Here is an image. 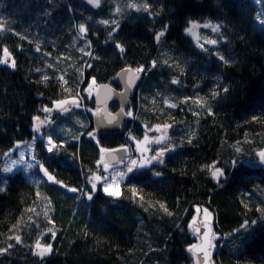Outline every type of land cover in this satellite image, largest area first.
<instances>
[{
  "label": "trees",
  "instance_id": "trees-1",
  "mask_svg": "<svg viewBox=\"0 0 264 264\" xmlns=\"http://www.w3.org/2000/svg\"><path fill=\"white\" fill-rule=\"evenodd\" d=\"M131 2L141 10L129 8V0H100L99 7L85 0H0V54L6 46L16 65L0 63V248L8 249L0 254V264H195L187 245L196 241L188 221L197 205L212 214L218 234L213 264H264V165L256 156L264 148V31L253 26V0ZM145 2L158 15L149 17ZM189 18L221 24L218 33L193 30L201 44L205 38L218 43L197 47L183 33ZM101 19L117 24L105 26ZM81 23L87 30L83 36ZM165 23L167 32L157 44L154 32ZM116 42L125 53L115 49ZM125 65L144 66L126 108L133 114L118 134L98 133L97 144L87 135L92 127L86 107L93 104L83 93L84 77L95 75L97 84L117 88L115 74ZM225 87L227 93L220 91ZM213 91L220 94L212 97ZM78 92L84 106L55 112L40 128L58 147L49 152L38 139L36 163L26 175L3 173L6 152L31 138L32 117L52 100ZM165 123L170 127L162 147H175L161 162L129 173L118 198L101 191L91 199L82 195L91 174L102 172L103 165L96 164L100 147L129 144L127 134L141 138L153 124ZM233 157L240 161L235 168L226 163ZM213 160L226 169L218 180L202 167ZM246 219L257 224L240 230ZM37 240L52 246L44 257L31 250Z\"/></svg>",
  "mask_w": 264,
  "mask_h": 264
},
{
  "label": "snow or ice",
  "instance_id": "snow-or-ice-1",
  "mask_svg": "<svg viewBox=\"0 0 264 264\" xmlns=\"http://www.w3.org/2000/svg\"><path fill=\"white\" fill-rule=\"evenodd\" d=\"M87 4L91 5L92 7H99L100 5V0H86ZM129 8L132 9H136L137 11H140L141 8L140 6H138L135 3H132L131 0H129V4H128ZM143 10L147 13V15L149 17L154 16V15H158V13H153L152 11H150L151 5L147 2H145L142 6ZM113 11H118V9H113ZM264 15V14H262ZM258 22L264 26V19H260L259 17H257ZM98 23L103 24L105 26H109V25H116L117 22L116 20H109V19H101L98 21ZM200 27H203L205 29H211V31L213 33H218L220 31V28L222 27L221 24L219 23H213L211 20H207L206 22L203 23V25L200 24V22L196 19H191L189 18L186 21V26L183 28V33L184 34H188L192 37L193 40L196 41L197 47H199L200 49H204L205 44L207 45H216L218 43V41L216 39H208L205 38V44H201L200 40H199V36L196 32H194V29H199ZM4 28L3 24H0V29ZM79 29V34L81 36L86 34V26L85 24L81 23L78 26ZM168 29V24L165 23L163 25V27L160 30H157L154 32V36H153V40L155 43L159 44L162 37L165 36L166 32ZM10 31H14L12 29H9ZM117 28L113 27L112 31L109 32V36L111 37L112 33L116 32ZM18 35V33H16ZM94 35V33H93ZM221 39H223V37H221ZM86 47L90 48V42H88L86 44ZM115 49L119 50L121 53H125L126 52V48L125 46L121 43V42H116L115 43ZM39 49H37L38 51ZM77 51H81L83 52V49H77ZM85 56H89V58H91V52H84L83 53ZM214 55H216L218 57V59L220 61H222L224 64H228L229 60L226 59L223 55H220L219 53H214ZM96 59L98 60L99 57H96ZM0 63L3 64H7L9 67H15V60L12 57L10 51L8 50V48L5 46L3 48L2 54H0ZM157 61L156 60H152L149 62V66L154 67L156 65ZM49 67H51V65H49ZM89 70H91L92 65H88L87 66ZM144 69L143 65H139L137 67H129L128 65H125V67L123 69L120 70V72H117L116 75L120 76L122 78L125 79V89L121 90L120 95L123 96L124 92L126 91L127 88L132 87L133 83L136 81L137 77L142 73ZM42 79H46V78H42ZM59 79L63 80V77H59ZM84 79H86L87 81V87H83V93L89 94L91 95L92 91H93V85L96 83V76H91L88 77L85 75ZM172 84L177 83V79L176 77H173L171 80ZM100 89L103 90L105 92V99H107L110 95L114 94L113 90L111 88L108 87V85H101ZM224 93H227L229 91V89L227 87L223 88L222 90H220ZM220 93L219 91H213L211 93L212 97H216L218 96ZM80 96V93L78 92L76 96H68L65 99H55L51 101V105L52 107L49 108L48 106H45L43 108V112L45 113V116L43 118V120H41V118L39 116L34 115L32 117V128L33 129H37L38 124L37 121H39L40 124H47L49 123V118L48 115L53 109H59L61 113L68 111V107L66 106H72L75 105L76 107L80 106L79 103V99L78 97ZM99 97H100V91H97V102L99 104ZM184 100H187L188 97H184ZM165 103L167 104L168 101L167 99L165 100ZM197 103H199V101H197ZM171 107L175 108L176 105L172 104ZM204 107H207V114L208 115H213V110L211 107L204 105ZM90 111L93 112L94 115H97L99 113V109H90ZM132 109L129 108L127 111L124 110L123 107H121L118 112L116 114H112V113H108V119H107V123L111 124L113 122H119V117L120 115H125V116H132ZM252 120H257L256 116H252L251 117ZM170 127L169 124L165 123V124H153L152 125V129H154L157 132H160V135H155V136H149L147 134L143 135V137L141 138H135L133 137L130 133L127 134L128 135V139L131 140L134 145H135V152L137 154H139L138 158L136 156H130L127 157V163H126V167L125 170L122 172H115L114 174H112L110 177L108 176V172L110 169V164L108 162H106L105 159V154H107V159L109 160H116V156L114 155V153L116 151H123L124 153H128L129 150V146L127 144H120L118 146L117 149H109V148H104V147H100L99 151L101 153V157L100 159H98L96 161L97 165H101L103 164V169H104V174L103 175H98L96 172H93L91 174V176L88 178V183L91 185L90 189L88 191H84L82 192V195L89 197L90 199L93 196V193L97 192V191H101L103 192V194H105L106 196L112 197V198H118L121 196V190H120V186H119V182L124 179L125 174L126 173H132L134 171V169H138V168H143L147 165L150 164V162L152 160H159L160 158H162L165 154L166 151L171 150L172 148L175 147V145L169 144L167 148L164 147H160L157 146L155 149V153L151 156H148V147L147 145L155 143L157 145L160 144V142L164 139V130H167ZM88 137H90L92 140H97V136H98V132L96 128H92V131L87 132ZM46 149L49 152H52L54 149H56L58 147V145L55 143V140L53 139L52 136H48L46 137ZM17 144H19L20 142L17 141ZM97 144H99V141L97 140ZM63 145V141H60V145ZM11 151V150H9ZM235 151L237 153H241L242 149L237 147L235 149ZM7 155V153H6ZM23 153H21V159L23 158ZM256 156L259 159V162L261 165H264V148L259 149L256 152ZM121 163H124V161H120ZM12 163H16V161H13ZM226 163H230L232 168H235L240 161L237 160L235 157L232 158V160L230 162H226ZM217 165V161L213 160L210 164L204 166L202 165V167H206L207 169L210 170L211 172V177L213 180H218L220 177L225 176V172L226 169L216 166ZM3 171L8 172L10 171V167H5L3 169ZM40 171L44 174V176H46L48 178V180H53L54 177L52 175L49 174L48 170L44 167L43 164H40ZM156 176H159V173H155ZM100 182V184H97L96 182ZM57 183H59V181H57ZM0 191H4V188L0 187ZM72 191H76V189H72ZM133 193L135 194L136 190L135 188L132 189ZM161 207L163 208L164 205L161 204ZM197 209V212L199 211V206H195ZM245 207H247V205H245ZM165 211H167V209H165ZM259 211V209H258ZM198 217L196 215H193L192 218L188 221V227L190 229L195 230V232L197 234H199L201 231H203V242L202 243H191L187 245V250L189 252H191L193 254V256L196 258L197 264H212L211 261V249L213 247V243L212 241L215 239V237L218 235L217 233L213 232L212 229L209 227V221L211 220V213L209 212V210L207 208L203 209V228L201 229L200 227H196L195 226V222H197ZM262 223H264V219L261 220ZM257 224V220H244L240 225H239V229L240 230H248L253 228V226H255ZM233 233L237 232V229H233L232 230ZM22 237L21 236H16L15 240L17 243L21 242ZM12 245H9V248H11ZM51 244H42L39 240L36 241L35 245L33 246V248L31 249L34 253V255L40 256V257H44L47 253L50 252L51 250ZM8 249L6 248H0V254H3L5 252H7Z\"/></svg>",
  "mask_w": 264,
  "mask_h": 264
},
{
  "label": "rangeland",
  "instance_id": "rangeland-1",
  "mask_svg": "<svg viewBox=\"0 0 264 264\" xmlns=\"http://www.w3.org/2000/svg\"><path fill=\"white\" fill-rule=\"evenodd\" d=\"M86 1V0H85ZM254 4H255V7H256V11H255V15H254V19H253V25L255 26V28L258 30V31H264V26H262L258 20H257V17H259L260 19H264V10H262L260 8V0H253ZM97 83H95L93 85V91L91 93V95L89 94H86V99L89 100L91 99L92 100V97L96 91V88H97ZM80 106H84V105H80ZM49 108L52 107V105L48 106ZM68 107V110L71 109L72 107H76L75 105H72V106H66ZM43 108H41V111H40V115L39 117L41 118V120H43L44 116H45V113L43 112ZM87 108V112H89V115L92 113V111H90V109H93V107H86ZM55 112H60L59 109H53L48 115V118H50V116L55 113ZM37 124H38V127L37 129H32V136L30 139H26L24 141H21L19 144L15 143L9 150L11 151H7V155L5 154V157H4V161H3V165H2V172L5 173V174H12L14 172H21L23 174H27L28 173V170L33 166L35 165L36 163V158H35V143L38 139H41L43 138L44 140V147L47 143L46 141V137H43L42 136V132L40 130V128H42L45 124H40L39 121H37ZM149 135V136H155V135H160L161 133L160 132H157L155 131L154 129L150 128L148 130H146L144 132L143 135ZM164 139L160 142L159 145L155 144V143H152V144H149L147 145L148 147V156H151L155 153V149L157 146H160L162 147V144H164V141L166 139V133H165V130H164ZM143 137V136H142ZM129 150H128V155H126L127 157H130V156H136L138 158L139 154H137L135 152V145L134 143L131 141L129 144ZM46 148V147H45ZM21 153H23V158L21 159ZM126 156L124 157L123 161L124 163H122V165H120L118 167V169L120 170V172L124 171L125 170V167H126V163H127V159H126ZM13 161H16V163H12ZM153 161V160H152ZM151 161V162H152ZM148 166V165H147ZM5 167H10V171L8 172H5L3 171V169ZM146 167V166H145ZM143 167V168H145ZM142 168H138V169H134V171H138ZM104 171V170H103ZM103 171L101 173H97L98 175H103ZM114 174V172H110V174L108 175L109 177ZM129 174V173H126L125 176ZM123 180V179H122ZM121 180V181H122ZM121 181L119 182V186H120V183ZM98 184V181L96 182ZM100 183V182H99ZM91 187V185H90ZM194 215H196L198 217V220L197 222L203 220V208H199V211L197 212V209L195 208V212H194ZM211 217H212V214H211Z\"/></svg>",
  "mask_w": 264,
  "mask_h": 264
},
{
  "label": "water",
  "instance_id": "water-1",
  "mask_svg": "<svg viewBox=\"0 0 264 264\" xmlns=\"http://www.w3.org/2000/svg\"><path fill=\"white\" fill-rule=\"evenodd\" d=\"M124 67H121L117 72H120V70L123 69ZM129 67H131V66H129ZM115 81L117 83L118 88L111 86L109 83H101L97 86V90H96V92L92 98L93 109L98 108L99 113L97 115H94L92 112V114L90 115V122H91L92 128H96L98 133L118 134L120 132L121 125H122L123 121L126 120L127 116L120 115L118 123L113 122V123L109 124V123H107V119H108L107 114L108 113L116 114L121 107H123L125 110L128 102H129V98H130L133 90L135 89V87L137 86V84L139 82V76L137 77L136 81L133 83L132 87L126 89L123 96H121L120 93H121V90L125 89V79L120 77V76H117L115 74ZM101 85H108V87L113 90L114 94L110 95L107 99H105V92L100 89ZM97 91H100L99 104L97 102ZM113 103L117 104V109L115 111L111 112L108 110V106L110 104H113ZM117 148L118 147H115L112 149H117ZM167 153H168V151L165 152V154L162 158H160L159 160H156V161H161L167 155ZM125 154L126 153H124L123 151H116L114 153V155L116 156V160L107 159V154H105V159H106V162H108L110 164V166H117L120 163V161L123 159ZM195 226L200 227L202 229L203 228V220H201L199 222H195ZM209 227L214 232V226H213L212 221H209ZM190 230L192 231V233L194 234V236L196 238L195 243H197V244L202 243L203 242V231H201L199 234H197L195 232L194 228L190 229ZM212 243H213V241H212ZM195 260H196V258H195ZM211 261H212V254H211ZM196 264H197V261H196ZM212 264H213V261H212Z\"/></svg>",
  "mask_w": 264,
  "mask_h": 264
},
{
  "label": "bare ground",
  "instance_id": "bare-ground-1",
  "mask_svg": "<svg viewBox=\"0 0 264 264\" xmlns=\"http://www.w3.org/2000/svg\"><path fill=\"white\" fill-rule=\"evenodd\" d=\"M79 99V98H78ZM79 103H80V105L81 104H83V103H81V100L79 99ZM51 105V104H50ZM33 129V128H32ZM43 139V138H42ZM117 167V172H120V170L118 169V167L119 166H116ZM104 169H102V171H103ZM103 173H104V171H103ZM110 174V169H109V172H108V175ZM87 184H88V186H89V189H90V184L88 183V181H87ZM98 184H100L99 182H98ZM85 191H88V190H85ZM84 192V191H83ZM86 198H88L89 199V197H87V196H85Z\"/></svg>",
  "mask_w": 264,
  "mask_h": 264
}]
</instances>
